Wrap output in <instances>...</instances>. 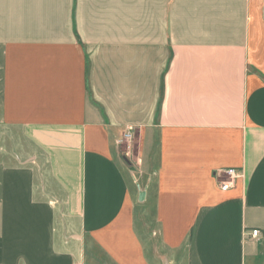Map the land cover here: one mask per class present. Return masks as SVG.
<instances>
[{"label":"crops","instance_id":"crops-1","mask_svg":"<svg viewBox=\"0 0 264 264\" xmlns=\"http://www.w3.org/2000/svg\"><path fill=\"white\" fill-rule=\"evenodd\" d=\"M0 128L34 151L0 159V264H264V0H0ZM132 166L179 260L125 226Z\"/></svg>","mask_w":264,"mask_h":264},{"label":"rangeland","instance_id":"rangeland-1","mask_svg":"<svg viewBox=\"0 0 264 264\" xmlns=\"http://www.w3.org/2000/svg\"><path fill=\"white\" fill-rule=\"evenodd\" d=\"M3 132H6L5 135ZM1 134L3 137L0 138V159H4L6 163L13 166L25 162L31 163L33 161L30 157L34 156V151L20 136V132L17 128H12V130L0 128V135ZM135 151L136 150H134V152L132 151L131 158H135L132 157ZM121 153L124 154L122 151ZM124 157L127 160L126 155H124ZM39 163L40 165L35 170L34 177L36 186L44 184L51 185L44 159L40 158ZM131 169L135 171L133 174L134 176L137 175V177H135L139 180L138 183L140 182L143 184L140 186V190L145 191V199L143 202H139L137 200L138 195H136V189H134L125 209V226L131 227L135 229V231L142 233V237L145 241V249L148 250L149 254L152 253V249L155 246L160 254H168L171 258L175 257L179 260L183 257L186 244L185 238L182 237L183 231L178 230V223H175V220L163 218L158 212L154 211L153 189H150L148 193L146 186L148 176L145 171L140 173V169L133 166ZM146 169L147 167L145 165L144 170ZM138 176H141V178L138 179ZM176 221L179 222V220ZM86 255L87 257L84 264H103L105 260V257L100 253L98 245H96V248L93 247L87 250ZM108 264L110 263L108 262Z\"/></svg>","mask_w":264,"mask_h":264},{"label":"built area","instance_id":"built-area-1","mask_svg":"<svg viewBox=\"0 0 264 264\" xmlns=\"http://www.w3.org/2000/svg\"><path fill=\"white\" fill-rule=\"evenodd\" d=\"M130 140H132V132L130 130H127L121 138L117 139V144H122L126 143V148H129V144L131 143ZM224 174L228 175L229 177H232L236 175V172L234 168H228L224 170ZM259 230L258 229H252L251 230V235L254 237H257L259 235Z\"/></svg>","mask_w":264,"mask_h":264}]
</instances>
